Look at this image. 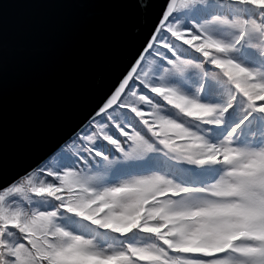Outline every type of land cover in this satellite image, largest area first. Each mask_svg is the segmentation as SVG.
<instances>
[{
    "label": "snow or ice",
    "instance_id": "1",
    "mask_svg": "<svg viewBox=\"0 0 264 264\" xmlns=\"http://www.w3.org/2000/svg\"><path fill=\"white\" fill-rule=\"evenodd\" d=\"M28 2L119 22L118 71L39 155L0 148V264H264V0Z\"/></svg>",
    "mask_w": 264,
    "mask_h": 264
},
{
    "label": "water",
    "instance_id": "2",
    "mask_svg": "<svg viewBox=\"0 0 264 264\" xmlns=\"http://www.w3.org/2000/svg\"><path fill=\"white\" fill-rule=\"evenodd\" d=\"M117 23L83 11L37 7L28 0L11 5L4 19L9 69L0 142L10 163L39 155L111 86L118 69H105L106 52ZM137 23L127 24L129 34Z\"/></svg>",
    "mask_w": 264,
    "mask_h": 264
}]
</instances>
